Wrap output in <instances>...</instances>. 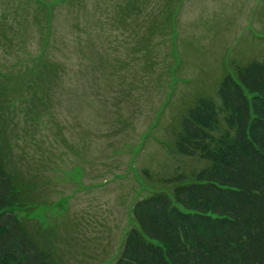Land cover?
Wrapping results in <instances>:
<instances>
[{
    "label": "rangeland",
    "instance_id": "1",
    "mask_svg": "<svg viewBox=\"0 0 264 264\" xmlns=\"http://www.w3.org/2000/svg\"><path fill=\"white\" fill-rule=\"evenodd\" d=\"M59 1L0 0V73L10 76L17 67L25 69L23 73L32 70L28 67L41 52L45 32L51 34L47 56L60 63L67 59L72 67L65 82L51 91L49 107L37 105L36 100L35 104L26 102L37 145L27 131L21 133L14 149L25 179L21 181L30 188L23 196H33L38 206L18 217L43 230L51 227L52 232L41 236L57 264H102L103 253L116 255L114 246L121 232L131 226L133 200L164 188L161 181L176 173L204 165L172 153L169 147L182 117L198 99L217 100V88L230 62L245 65L264 58V0H178L171 21L170 14L159 15V34L151 42V53L133 54L136 61L129 68L122 62L137 44L135 34L131 37L128 32L132 27L134 31L135 18L126 22L123 17L119 31L111 24L115 4L124 0ZM162 2L166 1L151 0L148 6L152 9L146 13H154ZM130 9L126 6L121 12L127 14ZM79 15L88 33L72 55L78 33L72 22ZM99 19L104 20L103 31L94 35L93 22ZM150 23L152 19L146 29L148 41L156 30L150 29ZM144 31L139 30L138 36ZM98 49L105 60L100 55L89 56ZM139 58L149 63L147 70L153 77L140 95L137 80H131V74L144 65L141 60L138 63ZM116 59L122 67L114 74L110 70L103 74L105 61L115 64ZM79 61L81 71L75 66ZM169 89L166 105L155 117ZM18 106V132H23L25 112ZM90 184L99 186L91 189Z\"/></svg>",
    "mask_w": 264,
    "mask_h": 264
},
{
    "label": "trees",
    "instance_id": "2",
    "mask_svg": "<svg viewBox=\"0 0 264 264\" xmlns=\"http://www.w3.org/2000/svg\"><path fill=\"white\" fill-rule=\"evenodd\" d=\"M150 1L124 0L113 8L111 24L115 31L121 29L123 17L126 22L135 18V29L133 31L132 27L128 32L131 37L135 34L137 44L122 62L126 68L134 65L133 54L151 53V42L159 34V15L168 17L170 14L171 21L173 10L179 5L178 0H165L154 13H146L152 9L148 6ZM126 6L131 7L127 14L121 12ZM140 17L142 23L138 25ZM151 19L150 29L156 27V30L153 39L148 41L146 29ZM83 20L79 15L72 22V28L78 31L72 55L76 53V46L85 40L83 34L88 33V27L84 28L86 21L84 25L81 23ZM104 24L102 19L93 22V34L101 33ZM169 28L173 37L172 22ZM142 29H145L144 34L138 36ZM50 35L45 32L46 42L43 41L41 52L32 58L28 67L32 70L23 73L25 69L17 67L10 76L0 73L1 79L10 84L7 86L0 81V264H57L46 247V239L41 236L51 231V227L43 230L41 225H28L29 219L18 217V213L34 210L38 204L33 196H23L30 188L21 181L24 178L20 175L14 149L19 146L21 133L27 131L31 135L29 139L37 145L32 131L34 121H29L26 102L35 104L36 100L37 105L49 107L53 100L51 91L58 83L65 82L68 69H72L67 59L63 63L56 62L45 53ZM171 51L176 58L174 44ZM92 55H100L105 60L99 49L89 54ZM140 60L145 66L131 74V80H137L138 95L153 83L147 70L149 63L144 58L137 59L138 63ZM122 65L117 59L115 64L107 60L102 72L110 70L114 74ZM75 66L81 71L80 61ZM168 74L171 76L170 72ZM15 78L21 81L12 84L10 81H16ZM169 84L170 81L168 87ZM169 91L155 111V117L166 105ZM79 92V96H83V92ZM140 102L141 97L137 100ZM18 105L23 106L25 112L23 132H18ZM59 137L65 139L61 134ZM169 148L174 154L198 159L204 165L189 173H176L161 181L164 188L133 200L129 209L131 226L121 232L122 237L114 246L117 254L112 257L103 253L101 263L264 264V58L245 65L230 62L217 88V100L198 99L182 117L180 129Z\"/></svg>",
    "mask_w": 264,
    "mask_h": 264
}]
</instances>
